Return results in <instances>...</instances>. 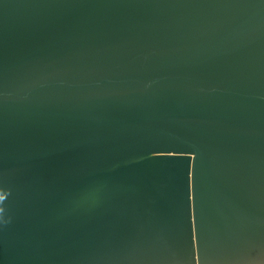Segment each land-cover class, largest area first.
<instances>
[{"label":"water","instance_id":"1","mask_svg":"<svg viewBox=\"0 0 264 264\" xmlns=\"http://www.w3.org/2000/svg\"><path fill=\"white\" fill-rule=\"evenodd\" d=\"M0 264H264V0H0Z\"/></svg>","mask_w":264,"mask_h":264}]
</instances>
